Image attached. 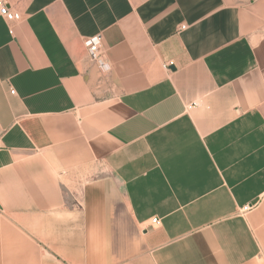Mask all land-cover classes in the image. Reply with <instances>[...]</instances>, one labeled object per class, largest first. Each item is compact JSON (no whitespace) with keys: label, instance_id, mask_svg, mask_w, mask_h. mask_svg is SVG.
I'll list each match as a JSON object with an SVG mask.
<instances>
[{"label":"crops","instance_id":"0c3cea01","mask_svg":"<svg viewBox=\"0 0 264 264\" xmlns=\"http://www.w3.org/2000/svg\"><path fill=\"white\" fill-rule=\"evenodd\" d=\"M5 2L0 264H264V0Z\"/></svg>","mask_w":264,"mask_h":264},{"label":"built area","instance_id":"2783aa9c","mask_svg":"<svg viewBox=\"0 0 264 264\" xmlns=\"http://www.w3.org/2000/svg\"><path fill=\"white\" fill-rule=\"evenodd\" d=\"M0 18H2L8 29L9 33L12 31V25L15 23H19V21L22 19V16L20 14L12 12L8 5L6 4L5 0H0ZM185 27L181 26L178 30L184 31ZM84 46L86 48L88 58L89 60L95 64V66L100 70H108L107 65L105 63V55H106V48L103 43V37L101 34H96L93 37H89L84 39ZM162 68L165 70H168L169 67L166 64L162 65ZM15 92L10 89V95H14ZM192 107H196V105H193ZM248 209V206H246L243 211H246ZM158 220L154 218L152 220V224H157Z\"/></svg>","mask_w":264,"mask_h":264}]
</instances>
